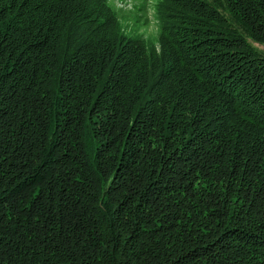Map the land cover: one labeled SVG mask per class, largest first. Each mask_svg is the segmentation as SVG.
<instances>
[{
	"label": "trees",
	"instance_id": "16d2710c",
	"mask_svg": "<svg viewBox=\"0 0 264 264\" xmlns=\"http://www.w3.org/2000/svg\"><path fill=\"white\" fill-rule=\"evenodd\" d=\"M154 8L0 0V264H264V0Z\"/></svg>",
	"mask_w": 264,
	"mask_h": 264
},
{
	"label": "rangeland",
	"instance_id": "374dc122",
	"mask_svg": "<svg viewBox=\"0 0 264 264\" xmlns=\"http://www.w3.org/2000/svg\"><path fill=\"white\" fill-rule=\"evenodd\" d=\"M107 2L115 9L124 33L143 39L148 47L157 48L159 20L154 8L156 0H107Z\"/></svg>",
	"mask_w": 264,
	"mask_h": 264
}]
</instances>
